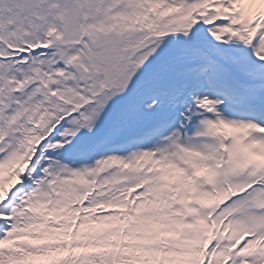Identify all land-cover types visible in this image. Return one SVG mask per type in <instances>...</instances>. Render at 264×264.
<instances>
[{
	"label": "snow or ice",
	"instance_id": "snow-or-ice-1",
	"mask_svg": "<svg viewBox=\"0 0 264 264\" xmlns=\"http://www.w3.org/2000/svg\"><path fill=\"white\" fill-rule=\"evenodd\" d=\"M0 264H264V0H0Z\"/></svg>",
	"mask_w": 264,
	"mask_h": 264
}]
</instances>
